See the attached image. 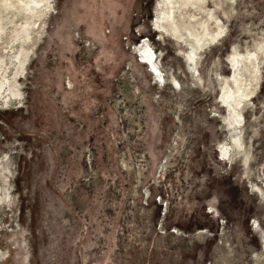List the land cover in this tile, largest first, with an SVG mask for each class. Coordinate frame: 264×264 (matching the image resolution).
Instances as JSON below:
<instances>
[{"label": "rangeland", "instance_id": "374dc122", "mask_svg": "<svg viewBox=\"0 0 264 264\" xmlns=\"http://www.w3.org/2000/svg\"><path fill=\"white\" fill-rule=\"evenodd\" d=\"M162 9L0 0V264H264V0L182 10L220 32L195 59ZM233 54L258 62L240 147L220 102Z\"/></svg>", "mask_w": 264, "mask_h": 264}, {"label": "bare ground", "instance_id": "6f19581e", "mask_svg": "<svg viewBox=\"0 0 264 264\" xmlns=\"http://www.w3.org/2000/svg\"><path fill=\"white\" fill-rule=\"evenodd\" d=\"M195 1L197 0H162L163 9L155 20V27L157 29L164 30L163 32H166L167 30L164 26V22L167 23L169 25L172 35L175 38H180V40H183L185 43L188 44L190 48V53L192 55V58L194 59L197 57L198 50L203 46L207 45L209 42L216 40L219 37L220 33L219 31H217L214 35H210L202 39L194 35L195 25L192 24V15L188 11L182 13V10H187L189 6L193 5ZM175 11H178L181 14L176 15ZM179 17L185 19V22H178ZM140 55L142 57V60L148 65H150L151 69L155 73L160 72L156 56L150 47H145L144 49H142ZM230 59L232 75L230 76L229 81L234 84V87L229 86V81L224 82V85L222 86L223 93L221 95L220 102L226 107L228 112L229 122L231 125L230 128L231 131H233L232 142L233 144H236L240 147L242 143L240 142V131L238 130V125L240 123V119L243 116L241 113V108L243 107L245 101L248 99V94L251 93L247 91L250 82L248 81V83H246L244 82L245 78L243 79L244 81L241 79L240 70L243 68V61H249L251 65L253 64V67H251L253 68V71H257L256 63L258 62L257 57L254 54H233ZM230 149H232L231 146L223 144L220 146L219 150L222 152L223 155H227L229 154ZM258 226L259 225H257V228Z\"/></svg>", "mask_w": 264, "mask_h": 264}, {"label": "flooded vegetation", "instance_id": "af4514ba", "mask_svg": "<svg viewBox=\"0 0 264 264\" xmlns=\"http://www.w3.org/2000/svg\"><path fill=\"white\" fill-rule=\"evenodd\" d=\"M257 226V225H256Z\"/></svg>", "mask_w": 264, "mask_h": 264}]
</instances>
